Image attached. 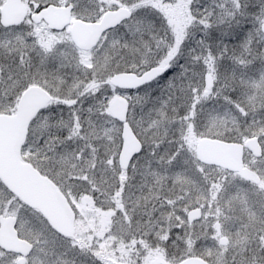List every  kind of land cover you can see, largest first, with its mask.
<instances>
[{"label":"snow or ice","instance_id":"snow-or-ice-1","mask_svg":"<svg viewBox=\"0 0 264 264\" xmlns=\"http://www.w3.org/2000/svg\"><path fill=\"white\" fill-rule=\"evenodd\" d=\"M0 264H264V0H0Z\"/></svg>","mask_w":264,"mask_h":264}]
</instances>
